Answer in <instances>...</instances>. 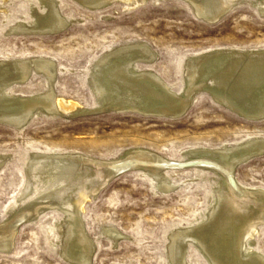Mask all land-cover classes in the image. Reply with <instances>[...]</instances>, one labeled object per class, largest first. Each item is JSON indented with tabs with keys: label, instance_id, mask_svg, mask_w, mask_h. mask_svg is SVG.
<instances>
[{
	"label": "rangeland",
	"instance_id": "374dc122",
	"mask_svg": "<svg viewBox=\"0 0 264 264\" xmlns=\"http://www.w3.org/2000/svg\"><path fill=\"white\" fill-rule=\"evenodd\" d=\"M259 1L238 0L229 12L209 22L186 0H146L129 9L120 2L91 9L74 0H59L62 14L71 19L66 29L56 34H18L9 32L11 26L21 20L34 22L32 8L44 13L45 7L40 0H0V60L50 58L56 63L58 98L74 102L75 109L93 108L99 101L88 77L95 60L118 46L143 41L157 53L152 68L181 91L188 57L214 49H264ZM47 84L41 73L33 71L27 83L11 91L30 95L44 91ZM187 112L171 117L103 109L85 115L37 113L21 126L0 122V155L8 156L0 167V222L30 201L20 195L33 152H72L107 160L141 147L172 161L189 162L190 148H217L264 136V118L246 119L208 92L201 93ZM197 167L187 163L166 169L176 187L171 191L161 190L142 171L126 170L91 196L82 215L97 244L93 264H171L170 232L199 220L221 185L220 177ZM235 176L244 186L264 188V156L239 165ZM49 179L36 176L32 199L65 185H47ZM45 209L34 221L19 224L12 249L0 250V264H74L61 253L57 225L63 214ZM109 227L119 232L117 241L104 231ZM258 231L254 245L264 254V225ZM187 251L190 264H209L194 243L189 242Z\"/></svg>",
	"mask_w": 264,
	"mask_h": 264
},
{
	"label": "bare ground",
	"instance_id": "6f19581e",
	"mask_svg": "<svg viewBox=\"0 0 264 264\" xmlns=\"http://www.w3.org/2000/svg\"><path fill=\"white\" fill-rule=\"evenodd\" d=\"M75 1L91 9H101L112 2L124 3L129 9L146 2ZM186 1L192 4L201 19L209 22L225 15L238 2ZM59 4V0H40V5L46 11L41 13L40 8L34 6L31 11L34 22L18 21L9 32L60 33L71 19L62 14ZM257 5L264 14V0H260ZM156 56L157 53L149 44L137 41L118 46L95 60L88 77L90 89L99 101L93 108H77L74 102L58 98L54 87L56 63L50 58L1 59L0 122L21 126L37 113L85 115L103 109L180 117L203 92L210 93L222 105L246 119L264 118V49H214L188 57L184 64L185 81L181 91L173 89L152 68ZM33 71L46 78L48 87L44 91L30 95L11 91L14 86L27 83ZM188 154L189 162H178L141 147L107 160L72 152H33L25 167L26 182L20 195L23 199L30 197V201L5 222H0V250L9 252L19 224L24 220L34 221L49 207L63 214L57 225L63 256L70 263L93 264L97 244L89 235L82 215L88 199L108 186L121 170L142 171L155 180L161 190L171 191L176 187L165 172L166 169L189 163L220 177L221 185L216 189L213 204L199 220L176 227L170 232L167 248L171 264H190L187 258L189 242L195 244L209 264H264V254L254 245L259 226L264 225V188L244 186L235 176L239 165L264 156V136L217 148H190ZM7 158V155H0V167ZM36 176L50 178L47 181L50 186L57 182L65 185L32 199ZM104 231L114 241L120 237L115 228L109 227Z\"/></svg>",
	"mask_w": 264,
	"mask_h": 264
},
{
	"label": "water",
	"instance_id": "95a60500",
	"mask_svg": "<svg viewBox=\"0 0 264 264\" xmlns=\"http://www.w3.org/2000/svg\"><path fill=\"white\" fill-rule=\"evenodd\" d=\"M122 171H124V170H121L119 173H121ZM119 173H118V174H119Z\"/></svg>",
	"mask_w": 264,
	"mask_h": 264
}]
</instances>
